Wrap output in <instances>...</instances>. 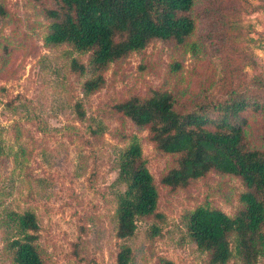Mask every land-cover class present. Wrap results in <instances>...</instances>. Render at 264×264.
Here are the masks:
<instances>
[{"label":"rangeland","instance_id":"rangeland-1","mask_svg":"<svg viewBox=\"0 0 264 264\" xmlns=\"http://www.w3.org/2000/svg\"><path fill=\"white\" fill-rule=\"evenodd\" d=\"M0 6V264H13L6 245L18 236L12 215L32 212L44 264H116L122 244L115 237L118 155L136 138L158 193L157 223L138 221L129 264H207L187 235L183 214L199 206L232 216L246 188L214 172L170 189L161 178L176 155L156 150L146 130L114 106L131 97L166 90L177 111L218 102L231 93L264 101V0H194V32L186 48L154 42L108 66L104 84L85 96V77L73 60L88 58L68 45L45 43L50 0H3ZM178 64L180 70L172 65ZM84 118L79 119L75 104ZM251 147L264 146V116L247 111ZM227 264H240L232 259ZM258 264H264V260Z\"/></svg>","mask_w":264,"mask_h":264},{"label":"trees","instance_id":"trees-1","mask_svg":"<svg viewBox=\"0 0 264 264\" xmlns=\"http://www.w3.org/2000/svg\"><path fill=\"white\" fill-rule=\"evenodd\" d=\"M3 0H0V2ZM42 2L43 0H33ZM44 41L49 46L68 45L88 56L86 63L72 61V71L85 77V96L104 84L103 73L112 63L144 50L154 42L189 45L195 22L194 0H50ZM0 14L5 12L0 6ZM180 70L178 64L172 65ZM80 103L74 108L84 118ZM134 126L147 131L154 148L178 156L176 166L161 184L184 188L191 181L214 172L239 178L246 190L241 208L232 216L199 206L183 214L188 237L207 254V264H258L264 260V146L251 147L245 128L247 111L264 116V101L244 93H231L221 101L198 103L186 111L176 110L173 95L153 91L146 98L131 97L114 106ZM115 185V237L122 243L116 264H129L137 222L151 220L150 237L161 234L157 223L158 193L139 141L133 138L118 155ZM18 236L6 245L13 264H44L37 244L38 225L32 212L13 214ZM157 264H174L160 259Z\"/></svg>","mask_w":264,"mask_h":264},{"label":"crops","instance_id":"crops-1","mask_svg":"<svg viewBox=\"0 0 264 264\" xmlns=\"http://www.w3.org/2000/svg\"><path fill=\"white\" fill-rule=\"evenodd\" d=\"M262 19L264 20V15H263V17L261 18V20H262ZM260 26H261V27H260ZM259 27L261 28V30L264 31V25H261V24H260Z\"/></svg>","mask_w":264,"mask_h":264}]
</instances>
